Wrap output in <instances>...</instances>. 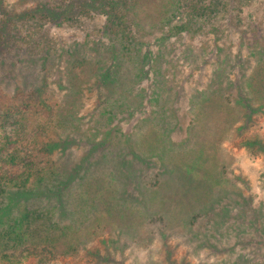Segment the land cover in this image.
Segmentation results:
<instances>
[{
  "label": "rangeland",
  "instance_id": "rangeland-1",
  "mask_svg": "<svg viewBox=\"0 0 264 264\" xmlns=\"http://www.w3.org/2000/svg\"><path fill=\"white\" fill-rule=\"evenodd\" d=\"M46 1L63 6L59 13L69 19L41 29L52 48H37L35 57L43 55L45 64L27 62L29 56L15 50L3 55L15 65L11 72L0 66V108L10 101L26 111L28 130L48 120L49 132L38 133L30 153L39 155L40 165L49 161L77 170L54 198L62 223L71 222L80 195L99 200V182L123 207L100 220L87 214L76 236L79 252L61 261L95 264L88 263L94 256L89 250L102 248L105 256L113 248L104 264H121L123 249L130 247L134 256L125 264H231L240 253L249 258L239 264H264V160L247 147L255 134L264 137V91L246 87L247 67L242 88L222 84L240 71L229 69L234 57H248L251 65L264 57V0H221L227 15L205 22L200 32L190 29L169 39L170 27L185 21L174 0H138L131 8L133 39L124 44L104 30L108 7L91 0H0V17ZM70 71L82 87L81 106L59 127L55 114L65 101ZM26 76L32 85L15 89ZM35 91L47 96L46 103ZM249 107L262 108L247 127ZM27 135L34 147V133ZM48 135L61 141L51 157L42 148ZM15 147L12 142L10 149ZM37 193L31 197L38 199ZM159 217L160 225L149 224ZM203 241L221 250L213 248L204 258L212 248L203 246L193 255V244Z\"/></svg>",
  "mask_w": 264,
  "mask_h": 264
},
{
  "label": "trees",
  "instance_id": "trees-1",
  "mask_svg": "<svg viewBox=\"0 0 264 264\" xmlns=\"http://www.w3.org/2000/svg\"><path fill=\"white\" fill-rule=\"evenodd\" d=\"M91 1L108 7L110 17L104 27L107 34L116 40L122 41L123 44L125 41L133 39L131 35L133 33L134 20L131 16V8L138 0ZM229 1L227 0L226 4H229ZM174 3H176L175 11L179 12L185 21L170 27L165 34V38L168 39L190 29L194 30V32H200L204 29L205 22L217 20L220 16L227 15L226 12L222 14L221 0H174ZM60 8H63V6L46 1L20 15L5 12V15L0 17V66H5L6 64L8 71L11 72L13 65H15L14 61L7 64V57H3V55L10 52L9 50H15L19 54L29 56L25 59L27 62L39 59L40 63L45 64L43 55L42 57H35L37 52L40 53L37 48L42 50L44 47L47 50L49 47L52 48L49 39L43 37L41 29L47 23H52L56 19H60L62 22L69 19L63 13H59L61 12L59 11ZM66 8L70 10L73 8V4L68 3ZM193 23H198V26L194 27L191 25ZM25 43H28L29 46ZM30 43L33 44L30 45ZM20 60H23V58L21 57ZM232 60L233 62L231 61L232 64L229 69H237L240 66V71L236 77L231 78L229 76L227 80H224L222 83H225L224 88H237V86L242 88L245 72L250 71L247 74L246 87L251 90L262 88L261 91H264V57H259V61L255 65H251L248 57H234ZM224 63L227 62L224 61ZM246 67L247 71H245ZM0 80L5 81L2 77H0ZM64 80L63 87L66 92L65 101L60 107L62 113L58 111V114H55L59 118L58 124H56L59 127L62 124L61 121L69 118V112L74 113L80 110L81 99L79 97H82L80 96L82 87L76 79L74 71H70ZM31 85L30 77L26 76L22 85L17 86L15 89L19 87L28 89ZM3 88L7 89L8 87L3 86ZM35 96L39 102L46 103L47 96L42 92L36 93ZM262 97L264 98V96ZM29 100L30 97L27 100L24 99L23 102L30 104ZM9 103L10 101L4 103V106L0 108V264H24L29 259L33 260L34 264H67L65 261H61V258L63 259L79 252L80 241L77 240L76 236L84 231L82 230L85 228L84 217L87 214H91L97 220H100V217L118 214V212L123 211V207L117 203L111 188L107 187L105 183L99 182L97 185V193L100 195L99 200L93 199L89 195L86 196V194L80 195L77 202L78 209L73 210L74 217L71 222L62 223L59 208L54 203V198L61 195L64 189H67L77 170L71 172L65 168L61 169L56 163H49V161L40 165L41 159L38 158L39 155L35 152L30 153V150L36 148L38 144L36 136L39 132H49L50 129L47 127L49 126L48 120H40L39 123L35 122L36 128L33 127L28 130L29 121L27 119L29 117L27 112L22 109L16 110ZM260 108L249 107V110L245 112V125L247 127L252 121L254 111ZM53 115L54 113L51 111V118H54ZM30 132L34 133V135H31L35 142L34 147H32V141L27 135ZM12 142L16 143V147L10 149ZM247 142V147L251 152L261 154V158L264 160V137L260 134H255ZM42 144H44L42 148L46 151V155L51 157L59 150L61 141L48 135ZM27 158L31 160V163L24 161ZM102 181L106 182L105 179ZM36 193L40 195L38 199L32 198L31 195ZM85 198H88V201H85ZM91 199L93 200L90 201ZM69 210L71 211V208ZM73 212L71 211L69 214ZM155 221L160 225V221H163V219L159 217L149 220V224L154 225ZM160 233L164 235L162 231ZM184 238L185 241L186 238L193 241L189 236H184ZM188 239L187 242H190ZM113 245L120 254V249L122 248L119 249L117 243ZM203 246L206 249L212 248L207 249L209 253H205L204 258H208L211 251L215 252V249L217 251L221 250L216 245L208 247L203 241V243L196 242L193 244V249L190 252L199 256V248ZM128 248L129 251L123 249L121 253V256H123L121 264H125V260H129L134 256L130 247ZM93 250H89L94 256L93 259H89L88 263H107L115 252L113 248H110L111 251L107 250L108 252L104 256L101 252L102 248L101 250L100 248ZM248 258H246L245 254L240 253L238 260L232 261L231 264L243 263ZM168 263L176 264L173 260L168 261ZM151 264H158V262Z\"/></svg>",
  "mask_w": 264,
  "mask_h": 264
}]
</instances>
